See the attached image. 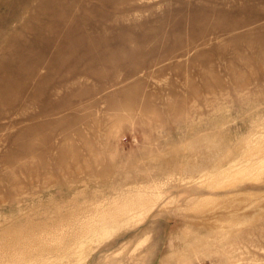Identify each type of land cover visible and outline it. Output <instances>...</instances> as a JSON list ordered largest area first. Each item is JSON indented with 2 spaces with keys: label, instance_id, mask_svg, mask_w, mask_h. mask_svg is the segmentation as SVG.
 <instances>
[{
  "label": "rangeland",
  "instance_id": "1",
  "mask_svg": "<svg viewBox=\"0 0 264 264\" xmlns=\"http://www.w3.org/2000/svg\"><path fill=\"white\" fill-rule=\"evenodd\" d=\"M0 91V264H264V0H0Z\"/></svg>",
  "mask_w": 264,
  "mask_h": 264
},
{
  "label": "bare ground",
  "instance_id": "2",
  "mask_svg": "<svg viewBox=\"0 0 264 264\" xmlns=\"http://www.w3.org/2000/svg\"><path fill=\"white\" fill-rule=\"evenodd\" d=\"M76 37H77V36L71 35V39H72V40H75ZM75 41H76V40H75ZM72 44H73V46L76 47L77 44H78V42H77V43L72 42ZM5 83H6V84H11V83H12V80H11V79H6V80H5ZM0 92H3V91H0Z\"/></svg>",
  "mask_w": 264,
  "mask_h": 264
}]
</instances>
